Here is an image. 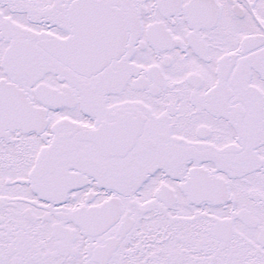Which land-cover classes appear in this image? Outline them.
Returning <instances> with one entry per match:
<instances>
[{
    "label": "snow or ice",
    "instance_id": "obj_1",
    "mask_svg": "<svg viewBox=\"0 0 264 264\" xmlns=\"http://www.w3.org/2000/svg\"><path fill=\"white\" fill-rule=\"evenodd\" d=\"M0 264H264V0H0Z\"/></svg>",
    "mask_w": 264,
    "mask_h": 264
}]
</instances>
